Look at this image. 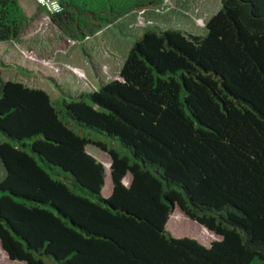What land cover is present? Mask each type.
<instances>
[{
  "label": "trees",
  "instance_id": "16d2710c",
  "mask_svg": "<svg viewBox=\"0 0 264 264\" xmlns=\"http://www.w3.org/2000/svg\"><path fill=\"white\" fill-rule=\"evenodd\" d=\"M20 1L0 0V45L28 22ZM164 1L61 0L49 18L80 41ZM204 31L144 27L120 78L77 95L2 83L0 246L10 260L264 264V0H221ZM171 214L218 238L174 237Z\"/></svg>",
  "mask_w": 264,
  "mask_h": 264
},
{
  "label": "rangeland",
  "instance_id": "374dc122",
  "mask_svg": "<svg viewBox=\"0 0 264 264\" xmlns=\"http://www.w3.org/2000/svg\"><path fill=\"white\" fill-rule=\"evenodd\" d=\"M20 4L28 22L17 41H10L1 48L0 56L7 65L0 66V88L6 80H20L28 86L44 89L55 99L91 91L100 83L119 79L123 59L144 27H174L186 33L203 34L206 21L219 9L221 0H165L158 9L131 13L115 25L80 41L63 34L37 0H21ZM92 135L111 143L103 135ZM86 149L104 165L110 161L108 154L96 146L87 145ZM3 174L0 164V179ZM106 175L102 188L104 197L112 188L109 169ZM166 229L174 237L194 238L206 246L218 238L212 233L203 235L197 222L187 217L178 220L173 214L169 216ZM0 264L25 263L10 260L0 246Z\"/></svg>",
  "mask_w": 264,
  "mask_h": 264
},
{
  "label": "built area",
  "instance_id": "2783aa9c",
  "mask_svg": "<svg viewBox=\"0 0 264 264\" xmlns=\"http://www.w3.org/2000/svg\"><path fill=\"white\" fill-rule=\"evenodd\" d=\"M37 1L47 9L46 13L48 18L51 13L57 12L60 9L61 0H37Z\"/></svg>",
  "mask_w": 264,
  "mask_h": 264
},
{
  "label": "crops",
  "instance_id": "0c3cea01",
  "mask_svg": "<svg viewBox=\"0 0 264 264\" xmlns=\"http://www.w3.org/2000/svg\"><path fill=\"white\" fill-rule=\"evenodd\" d=\"M4 46H7V43H6V44H2V45H0V51H1V48H2V47H4ZM4 49H5V48H3V49H2V51H3ZM125 179H126V180H127V182H128L129 178H128V177H126Z\"/></svg>",
  "mask_w": 264,
  "mask_h": 264
},
{
  "label": "clouds",
  "instance_id": "9594fccd",
  "mask_svg": "<svg viewBox=\"0 0 264 264\" xmlns=\"http://www.w3.org/2000/svg\"><path fill=\"white\" fill-rule=\"evenodd\" d=\"M110 165V164H109ZM109 167V166H108ZM107 168V167H106Z\"/></svg>",
  "mask_w": 264,
  "mask_h": 264
}]
</instances>
